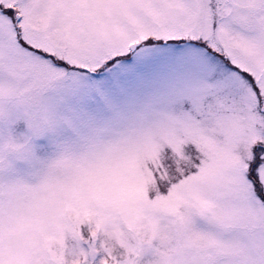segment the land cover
Segmentation results:
<instances>
[{
  "label": "snow or ice",
  "instance_id": "6c2138e0",
  "mask_svg": "<svg viewBox=\"0 0 264 264\" xmlns=\"http://www.w3.org/2000/svg\"><path fill=\"white\" fill-rule=\"evenodd\" d=\"M0 264H264V0H0Z\"/></svg>",
  "mask_w": 264,
  "mask_h": 264
}]
</instances>
